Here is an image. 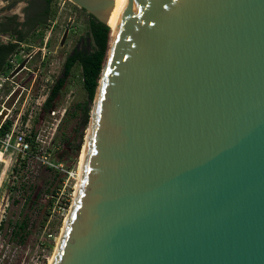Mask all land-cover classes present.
<instances>
[{"label":"water","instance_id":"95a60500","mask_svg":"<svg viewBox=\"0 0 264 264\" xmlns=\"http://www.w3.org/2000/svg\"><path fill=\"white\" fill-rule=\"evenodd\" d=\"M68 1L117 30L51 264H264V0Z\"/></svg>","mask_w":264,"mask_h":264},{"label":"rangeland","instance_id":"374dc122","mask_svg":"<svg viewBox=\"0 0 264 264\" xmlns=\"http://www.w3.org/2000/svg\"><path fill=\"white\" fill-rule=\"evenodd\" d=\"M45 23L43 33L51 32V45L44 58L36 55L27 64L37 76L23 72L15 78L17 84L26 83L28 92L15 105L18 90L7 108L12 110L11 122L20 118L18 127L31 120L30 130L40 136L38 153L62 165L63 171L16 155L9 165L0 163V264L51 263L78 184L69 173L80 174L84 161L92 103L84 117L82 108L88 96L80 66L72 71L52 110L44 112L43 104L72 51L92 43L89 15L68 0H53ZM19 53L16 60L21 64L25 59ZM8 72L2 77H9ZM23 220L30 227L28 235L19 240L13 232Z\"/></svg>","mask_w":264,"mask_h":264},{"label":"crops","instance_id":"0c3cea01","mask_svg":"<svg viewBox=\"0 0 264 264\" xmlns=\"http://www.w3.org/2000/svg\"><path fill=\"white\" fill-rule=\"evenodd\" d=\"M45 0H0V72L6 73L8 62L17 52L23 56L45 57L51 45V32L44 31L51 14ZM48 44V45H47Z\"/></svg>","mask_w":264,"mask_h":264},{"label":"trees","instance_id":"16d2710c","mask_svg":"<svg viewBox=\"0 0 264 264\" xmlns=\"http://www.w3.org/2000/svg\"><path fill=\"white\" fill-rule=\"evenodd\" d=\"M45 2L48 7H51L53 0H45ZM89 29V37L92 43L89 44L88 48L86 46L83 48L76 47L68 56L61 76L52 86L49 95L43 104L44 112L52 110L56 99L61 94L68 78L71 76L72 71L76 66H80L81 68L83 87L88 96V102L82 108L83 116H88L90 103H92L93 109V101L107 59L109 45L114 37V31L107 25L100 23L91 15H89ZM10 125L11 123H7L2 126L0 129V138H2L9 130ZM32 145L35 146L34 140L32 141ZM29 227V222L23 220L20 224L16 225L15 232H13L14 236L19 238V240H23L24 237L28 235Z\"/></svg>","mask_w":264,"mask_h":264},{"label":"built area","instance_id":"2783aa9c","mask_svg":"<svg viewBox=\"0 0 264 264\" xmlns=\"http://www.w3.org/2000/svg\"><path fill=\"white\" fill-rule=\"evenodd\" d=\"M2 39H5V37L0 34V40ZM33 57L34 54L29 56H23V59L30 58L31 60ZM8 64V75H11V73H13L14 70H16V68L20 65V62L16 60V54L12 58H10ZM23 72H30L31 76H37L35 72L31 71L27 67V65L19 74H22ZM15 78L10 79V76L2 77V73L0 72V113L3 110L7 111V115L3 121V125L11 123L9 130L5 133L2 138H0V163L9 165L13 162L14 155H16V158L18 157L21 159L39 160L42 165H46L49 168L63 171L62 165L52 164L51 162H48L47 157L42 156V153H38L40 152V136L36 134L34 135L30 130L31 120H27L25 124L22 122L21 127H18L20 118L17 119L15 122H11L13 114L12 110H9L7 108V104L15 97L18 90H20V95L17 96V98L15 99V105L18 104L22 95L25 92H28V89H26V83L23 85L17 84L15 82ZM6 87L10 88V90H7ZM33 140L35 146L32 145ZM69 175L71 178L75 179L76 174L69 173Z\"/></svg>","mask_w":264,"mask_h":264},{"label":"bare ground","instance_id":"6f19581e","mask_svg":"<svg viewBox=\"0 0 264 264\" xmlns=\"http://www.w3.org/2000/svg\"><path fill=\"white\" fill-rule=\"evenodd\" d=\"M110 26V25H109ZM110 28H112L113 29V31H114V34H115V32H116V30H117V28H114V27H112V26H110ZM5 174V172H3V175ZM3 178V177H2ZM78 179H79V174L77 173L76 175H75V179L74 180H77L78 181ZM51 263H52V261H51ZM50 263V264H51Z\"/></svg>","mask_w":264,"mask_h":264}]
</instances>
